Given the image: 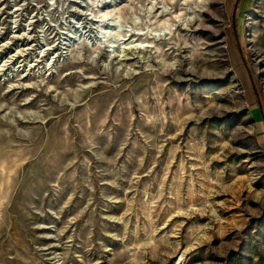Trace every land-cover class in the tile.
<instances>
[{
    "label": "rangeland",
    "instance_id": "obj_1",
    "mask_svg": "<svg viewBox=\"0 0 264 264\" xmlns=\"http://www.w3.org/2000/svg\"><path fill=\"white\" fill-rule=\"evenodd\" d=\"M0 264H264V0H0Z\"/></svg>",
    "mask_w": 264,
    "mask_h": 264
},
{
    "label": "bare ground",
    "instance_id": "obj_2",
    "mask_svg": "<svg viewBox=\"0 0 264 264\" xmlns=\"http://www.w3.org/2000/svg\"><path fill=\"white\" fill-rule=\"evenodd\" d=\"M86 19V22L88 23V20L86 18V16L84 17ZM85 28H87L86 30L90 33L92 32L91 31V28L89 26H85ZM182 43H175V46L173 47V51H177L179 52V50H181L183 47L181 46ZM128 52H133V51H140V52H143V51H151L150 48L147 47V45H136L135 47H131L127 50ZM164 55H168V53L162 51ZM135 53V52H134ZM148 61H145L144 59H141L140 57H137V63L139 64V66H144V65H147ZM195 62H201V58L198 57V55H194V59H193V63ZM89 63V62H88ZM91 64V63H90ZM160 70L162 71H167L168 68L167 67H164V65H162L161 67H159ZM93 71V73L95 74L97 72L98 76L97 78L101 75V74H104L105 73V70L104 69H100L99 67V71H98V68L96 67V65H94L91 69ZM156 73V72H155ZM135 74V73H134ZM77 72H70L69 74L65 75L63 80L64 81H72L76 76H77ZM132 72L126 74V75H121V74H118L116 71L113 72L112 74V77L113 79L115 80H118L122 77L124 78H129L130 76H132ZM122 76V77H121ZM96 78V77H95ZM144 81V80H143ZM101 83L98 81L96 82L95 84L92 85V87H97L99 86ZM169 84V83H168ZM166 85H158V94H162V93H165V91L167 90L166 88ZM141 86L139 84H134L132 86H129L127 89L128 90H137L139 89ZM86 90H82L78 93H66V94H63V93H59V92H56L54 90V95L53 96H49L47 95V101L51 104V108L50 110L48 111V118L46 120V123L50 122L53 118V116H50V114H54L56 115L55 118V123L60 126V125H63L65 124V128H64V133H65V137H66V140L67 141H70L71 138H74V142H80L82 140V138L79 136V135H76V131L77 129H82L83 131H85L87 133V136H85L86 138L88 137H93L94 139H101L103 138V135L102 134H98V133H91V130L92 129H99L100 127H104L106 125L105 121L101 124L99 123H96V120H95V114L92 113L91 116V122L89 125H86L85 122L83 121V116L84 114L82 113H78L77 112V109L79 108H83L84 106H86V103H90L89 102H86L85 104L78 102L76 104H73L72 106H70V104H68L66 102L67 99H70V98H74L76 95L77 97H83L84 94H85ZM156 92V90H155ZM143 93H146V90L143 89ZM150 94V93H149ZM146 95V94H145ZM159 97V96H158ZM164 97V96H163ZM152 96L150 95H146L145 99H151ZM117 99V98H115ZM116 101L117 100H114V99H110L109 97L104 99L103 101H101V104L103 106H108V108H110L111 110H113L115 108V105H116ZM153 101V100H152ZM129 110L131 112H136V109H137V103L132 100V99H129ZM164 108H167L169 110H172V109H181V108H184L185 105L183 104L182 101H177L175 103H164L163 105ZM27 120H25L27 123L31 124V125H34V124H38L40 120H38V118H41V115H36L32 112L28 113L27 114ZM103 118H107V115L105 114V116H103ZM108 119V118H107ZM185 119V118H184ZM184 119H182L181 121L179 120V117L175 120H173V122H170L169 124L172 125V126H177V125H181L184 123ZM198 120H200V117H197ZM108 122L110 120H107ZM73 122H76V124H73ZM107 122V124H108ZM200 124V123H199ZM127 125H130V121H128ZM116 128L119 127L118 124L115 125ZM32 130H34L35 128H40V126H34V127H31ZM176 138V137H174ZM32 140L35 142V143H40L41 142V137L40 136H37V137H34L32 136ZM48 140L49 141H57L58 142V138L57 137H48Z\"/></svg>",
    "mask_w": 264,
    "mask_h": 264
},
{
    "label": "water",
    "instance_id": "obj_3",
    "mask_svg": "<svg viewBox=\"0 0 264 264\" xmlns=\"http://www.w3.org/2000/svg\"><path fill=\"white\" fill-rule=\"evenodd\" d=\"M237 2V0H235V3ZM233 11V10H232ZM231 26H232V28H233V15L231 14ZM258 107H259V105H258ZM259 109H260V107H259Z\"/></svg>",
    "mask_w": 264,
    "mask_h": 264
}]
</instances>
